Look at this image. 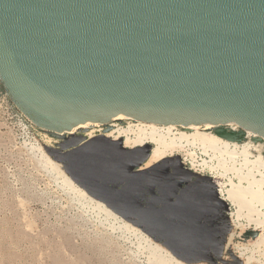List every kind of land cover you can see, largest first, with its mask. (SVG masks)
<instances>
[{
	"label": "water",
	"instance_id": "1",
	"mask_svg": "<svg viewBox=\"0 0 264 264\" xmlns=\"http://www.w3.org/2000/svg\"><path fill=\"white\" fill-rule=\"evenodd\" d=\"M0 80L14 106L53 139L43 145L47 154L87 193L187 263L229 264L228 252L245 264L233 243L260 232L229 241L228 216L219 243L201 246L212 236L202 188L224 201L210 176L182 177L170 164L142 168L151 144L140 154L123 139L88 137L92 128L81 125L109 130L121 115L187 126L235 122L264 135V0H0ZM216 133L244 139L240 131ZM157 186L160 207L144 205Z\"/></svg>",
	"mask_w": 264,
	"mask_h": 264
},
{
	"label": "rangeland",
	"instance_id": "2",
	"mask_svg": "<svg viewBox=\"0 0 264 264\" xmlns=\"http://www.w3.org/2000/svg\"><path fill=\"white\" fill-rule=\"evenodd\" d=\"M45 134L35 126L27 127L0 105V264H152L150 246L156 248L157 243L162 244L149 234L141 238L132 231H121L118 228L121 222L113 228L90 210L78 209L60 189L57 180L37 164L38 147L50 145L48 139L53 140ZM184 156L187 157L184 167L191 168L188 156ZM167 161L173 165L172 160ZM175 169L180 175L182 170ZM205 175L226 188L223 178L209 171ZM205 188L201 190L204 222L218 216L222 233L227 227L224 224L228 223L226 216L234 218V206L225 198L215 202L211 189L208 187L206 192ZM226 203L229 209H225ZM250 230L254 229L234 227L231 234L243 236L245 232L250 234L247 232ZM257 231L261 233L256 241L249 239V245L264 241L263 228ZM239 243H233V248L245 264H264V256L256 254L255 260H250L249 253L240 254ZM224 258L229 264H237L228 252ZM175 261L166 264H181L183 260ZM204 263L207 264L204 261L196 264Z\"/></svg>",
	"mask_w": 264,
	"mask_h": 264
},
{
	"label": "bare ground",
	"instance_id": "3",
	"mask_svg": "<svg viewBox=\"0 0 264 264\" xmlns=\"http://www.w3.org/2000/svg\"><path fill=\"white\" fill-rule=\"evenodd\" d=\"M109 126L110 129L107 130V126L102 122L90 126L81 125L82 128H92L86 133L88 137L104 135L112 142L123 139L126 148L136 150L140 154L145 153L146 146L151 144L150 155L142 168L167 165L169 164L167 160H172L173 166L182 170L180 173L182 177L201 179L205 171H209L213 176L223 178L226 188L213 181L218 195L234 206L232 213L234 218L228 216L233 226L238 229L264 230V135L261 132L235 122L187 126L138 120L121 115L111 121ZM217 129L243 132L244 139L238 141L225 138L216 133ZM48 140L51 144L52 140ZM37 152V159L35 158L37 164L48 176L57 180L60 189L78 209L90 210L92 214L101 216L104 222L113 228L116 223L121 222L119 227L117 226L121 231H132L141 238L148 236L140 227L76 184L61 164L47 154L43 145L38 147ZM184 154L188 156L191 168L187 166L184 168L187 158ZM176 172L178 173V170ZM241 219L245 222H241ZM233 235L231 234L229 240L233 239ZM237 237L240 238L241 235ZM248 242L238 241L240 254L249 253L250 260H255L256 254L264 256V241L255 242L254 245H249ZM156 246V248L150 246L149 260L152 264L182 261L165 246L158 243ZM182 262L181 264L186 263Z\"/></svg>",
	"mask_w": 264,
	"mask_h": 264
},
{
	"label": "flooded vegetation",
	"instance_id": "4",
	"mask_svg": "<svg viewBox=\"0 0 264 264\" xmlns=\"http://www.w3.org/2000/svg\"><path fill=\"white\" fill-rule=\"evenodd\" d=\"M186 188H187V183L186 182H183L179 186L178 191H177V194L182 193ZM205 189H206V192H207L208 187H206ZM161 195H162L161 189L158 186L157 187H154L151 191H149L148 193L145 194V196L142 199V203L144 205H148L150 203H154L155 199H157ZM176 199H177L176 196H174L173 197V200L175 201ZM203 202H204V200H203ZM155 204L156 203H154V205ZM156 205L158 207H160V204L159 203H157ZM208 224H209L208 227H210L211 230H212V236H211V239L210 240H206L204 243L201 244V246H203L205 248L212 249V248H214L219 243V240H220V226H222V224H221L218 216L217 217L216 216L211 217V219L209 218V223ZM226 224L227 223H225L224 226ZM211 255L213 257H215V255H214L213 252L211 253Z\"/></svg>",
	"mask_w": 264,
	"mask_h": 264
},
{
	"label": "built area",
	"instance_id": "5",
	"mask_svg": "<svg viewBox=\"0 0 264 264\" xmlns=\"http://www.w3.org/2000/svg\"><path fill=\"white\" fill-rule=\"evenodd\" d=\"M0 105L4 106L5 110L8 113H13L15 116L18 117V119L25 123V125L34 127L33 124L14 106L12 101L9 98L8 93L4 89L1 80H0Z\"/></svg>",
	"mask_w": 264,
	"mask_h": 264
}]
</instances>
